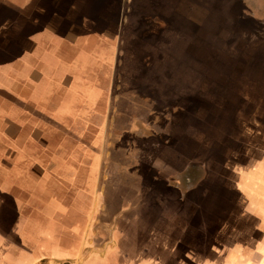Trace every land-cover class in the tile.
I'll list each match as a JSON object with an SVG mask.
<instances>
[{
    "label": "crops",
    "instance_id": "1",
    "mask_svg": "<svg viewBox=\"0 0 264 264\" xmlns=\"http://www.w3.org/2000/svg\"><path fill=\"white\" fill-rule=\"evenodd\" d=\"M115 1L121 0L106 6L102 0H0V264L63 261L95 240L94 226L97 235L108 226L112 253L119 254V226L136 225L140 211L143 217L151 210L161 217L188 211L187 194L206 187L200 155L183 157L180 146L161 140L124 145L127 134H136L133 124L165 123L163 112L155 111L158 103L168 106L164 93L177 87L171 113L243 111L248 90L217 85L248 81L242 74L254 60L249 49L264 48L262 31L235 23L218 32L222 50L234 56L201 62L195 53L196 34L207 36L206 26L216 27V14L231 13L233 0H137L175 22H144L156 43L172 52L165 54L126 30L125 9L119 23ZM244 14L262 20L249 8ZM190 39L193 54L184 47ZM239 52L245 54L239 58ZM235 71L241 75L227 76ZM219 97L225 106L216 105ZM172 122V140L205 143L195 137V122ZM190 130L194 135L187 138ZM192 152L194 158L199 153ZM186 177L192 184L185 191Z\"/></svg>",
    "mask_w": 264,
    "mask_h": 264
},
{
    "label": "rangeland",
    "instance_id": "2",
    "mask_svg": "<svg viewBox=\"0 0 264 264\" xmlns=\"http://www.w3.org/2000/svg\"><path fill=\"white\" fill-rule=\"evenodd\" d=\"M102 1L106 6L111 0ZM218 2L222 3V0ZM232 2L231 13H226L225 16L216 14L217 16L212 18L216 27L206 26L209 29L207 36L195 33L197 39L195 53L199 59L220 56L227 59L234 56V52L232 53L230 49L226 52L222 50L225 41L224 38L218 39L222 35L218 32L225 28L231 29L235 23L246 27L254 26L262 31L264 36V0H233ZM129 7L134 8L130 14L127 11ZM247 8L250 9L251 14L261 13L260 23L254 21L252 17L249 19L244 17ZM114 9V15L119 23L125 9V17L129 20L126 30L145 43H153L152 46L162 54L171 52L170 49L156 43L154 35L149 33L147 28L149 25L144 22L154 21L157 18L165 26L167 23L175 24L172 19L166 18L158 9L154 10L150 5L148 7L140 5L137 0H133L132 4L126 3V0L115 1ZM189 33L185 34L187 38ZM125 35L128 40L129 35L126 33ZM162 35L165 37V32H162ZM236 38L237 36L232 35L231 42ZM170 39L174 40L173 37ZM192 42L193 39L184 42V47L186 52L191 51L193 54V48L189 47ZM142 44L144 46V43ZM263 44L264 42L261 43L264 47ZM263 50L264 48H261L256 52L249 49V57L253 58L252 54H254V60L242 74L248 78V81H243L244 85L235 81L227 82L224 86L217 85L219 89L224 87L229 89L231 84L232 88L244 89V92L248 90V95L243 98L245 102L242 103V112L224 110L209 113L202 108L199 112L198 108L194 110L192 107L184 114L180 111L171 113L168 107L171 106L173 97L177 95V87H175L172 92L163 95L167 98V107L164 106L165 103H158L155 106L156 113L163 112L165 116L163 120L166 121L161 128L144 124L142 127H137L133 124L131 129L136 131V134L129 136L127 134L124 138L125 144L123 142L121 144L126 145L134 139L138 144L144 143L143 145L146 146L150 139L161 140L180 146L183 157L188 156L197 160L200 155L198 174L201 184H206V187L204 186L203 190L193 196L187 194L190 198L188 211L181 215L167 214L161 217L157 211L151 210L149 216L143 217L138 210L137 213L139 212L140 215L137 214L136 225L119 226L121 236L124 235L120 242L119 254L112 253V232L108 226H105V231L100 228L99 235L96 234L94 226L92 236L95 240L83 246L84 248L81 247L82 250H78L76 255L63 261L45 258L39 264H264V66L260 63L264 60ZM144 51L145 48H142V55ZM242 54L245 53L239 52V58ZM154 55L157 56V53ZM172 55L176 56V53ZM201 72L202 74L205 72L203 64ZM216 73L217 77H225L218 75L222 73L220 71ZM236 73V71L230 72L227 76L241 75L239 72L237 75ZM238 100L232 101V104L236 105ZM226 102L224 97L216 98V105L225 106ZM181 116L185 119L182 122H195V137L205 141L204 144L190 139L184 143L188 145H183L179 141L182 139H171L172 128L176 125L172 122V118L182 123ZM173 132L177 133L176 130ZM150 134L153 137L148 138ZM193 135V130H190L189 136L186 137L190 138ZM192 148L199 151L194 155L195 158L192 156L193 152L188 155ZM193 176L198 177L196 172ZM188 184L192 182L186 177L182 181L185 191L189 188ZM157 195L152 194L153 197ZM98 236H101L99 241ZM84 243L86 242H82V245Z\"/></svg>",
    "mask_w": 264,
    "mask_h": 264
}]
</instances>
